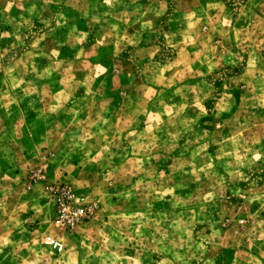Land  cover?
I'll list each match as a JSON object with an SVG mask.
<instances>
[{"label": "rangeland", "instance_id": "obj_1", "mask_svg": "<svg viewBox=\"0 0 264 264\" xmlns=\"http://www.w3.org/2000/svg\"><path fill=\"white\" fill-rule=\"evenodd\" d=\"M0 264H264V0H0Z\"/></svg>", "mask_w": 264, "mask_h": 264}, {"label": "built area", "instance_id": "obj_2", "mask_svg": "<svg viewBox=\"0 0 264 264\" xmlns=\"http://www.w3.org/2000/svg\"><path fill=\"white\" fill-rule=\"evenodd\" d=\"M58 214L56 223L62 228H74L80 224L89 212V205L84 195H78L69 188L63 187L57 201ZM52 245L61 250L62 244L52 239Z\"/></svg>", "mask_w": 264, "mask_h": 264}]
</instances>
